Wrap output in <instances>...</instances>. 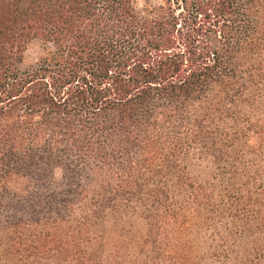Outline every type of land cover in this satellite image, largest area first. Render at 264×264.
I'll return each instance as SVG.
<instances>
[{"label":"trees","instance_id":"obj_1","mask_svg":"<svg viewBox=\"0 0 264 264\" xmlns=\"http://www.w3.org/2000/svg\"><path fill=\"white\" fill-rule=\"evenodd\" d=\"M0 264H264V0H0Z\"/></svg>","mask_w":264,"mask_h":264},{"label":"rangeland","instance_id":"obj_2","mask_svg":"<svg viewBox=\"0 0 264 264\" xmlns=\"http://www.w3.org/2000/svg\"><path fill=\"white\" fill-rule=\"evenodd\" d=\"M138 3L141 7H144L146 5V0H138ZM45 54L46 48L43 42L37 40L31 43L25 52L23 68H29L36 65Z\"/></svg>","mask_w":264,"mask_h":264}]
</instances>
